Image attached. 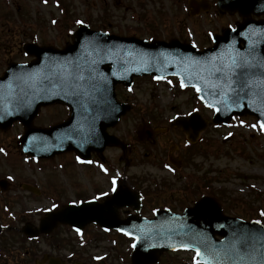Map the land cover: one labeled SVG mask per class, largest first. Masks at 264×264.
Returning <instances> with one entry per match:
<instances>
[{"label": "water", "instance_id": "water-1", "mask_svg": "<svg viewBox=\"0 0 264 264\" xmlns=\"http://www.w3.org/2000/svg\"><path fill=\"white\" fill-rule=\"evenodd\" d=\"M255 1L260 0H219V6L231 13L235 9L244 12L247 6L254 7L251 3ZM258 29L262 30L254 25H243L237 31L227 30L223 36L215 38V47L203 52L177 41L149 44L92 32L87 27H81L73 44L63 51L27 45L26 53L37 60L29 65H12L0 79V128L7 129L15 121L22 122L26 134L20 141L21 147L27 155L37 158L74 148L79 150L70 141L52 138L65 126L51 131L32 128L39 108L53 102L29 94L28 81L37 70H92V79L86 76L81 83L83 100H96L99 89L107 87L108 103L115 109V116H118L114 94L117 84L131 86L134 77L174 75L185 87L200 89L204 103L216 110V123H228L236 115H253L264 123V40L259 48L257 40L250 37L248 47L239 48L247 33L252 36ZM240 66L254 70H239ZM95 103L83 101L82 113L96 120L109 119L103 113L111 107L96 108ZM106 122L100 121L94 129L97 143H92L93 147L100 143L104 124L110 125ZM191 125L194 135L203 129L196 127L194 119ZM188 128L185 126L184 130L188 132ZM47 136L50 139L46 152L54 149L53 154L45 153ZM113 206L114 199L103 205L91 202L70 207L56 216H48L41 230L50 232L57 223L70 224L80 231L90 223L107 225L100 227L127 233L135 239L132 264H157L161 254L179 249L199 251L200 261L205 264H264V227L224 216L220 205L212 199L201 200L183 215L161 212L153 220L131 217L120 221Z\"/></svg>", "mask_w": 264, "mask_h": 264}, {"label": "rangeland", "instance_id": "rangeland-1", "mask_svg": "<svg viewBox=\"0 0 264 264\" xmlns=\"http://www.w3.org/2000/svg\"><path fill=\"white\" fill-rule=\"evenodd\" d=\"M175 4L174 0H0V75L10 63L29 61L22 52V46L26 43L35 41L40 45L62 46V36L64 37L65 33L62 34L61 26L71 24L74 19L85 24L90 22L94 29L101 27L119 36L135 33L138 37L146 39L153 34L161 38L167 35L175 37L182 31L180 19L182 14ZM62 9H65L66 13H63ZM184 17L189 19L186 14ZM220 19L221 17L217 19L215 13L211 12L202 14L196 20L187 21L190 39L203 47L209 40L207 37L209 34L220 32L221 25H224ZM123 94L129 100L132 98L138 100L135 103L138 110L148 108L164 111L163 114L167 116L173 115L174 108L184 112L182 117L187 118L185 113L192 111L196 106L195 100L193 102L194 94L190 91L181 92L166 83L157 85L148 79L138 81L133 91L128 93L123 91ZM204 114L210 117L211 121V112L204 110ZM53 115L44 111L38 124L47 126L54 123L53 126L61 123H55L58 120ZM131 118L132 116L130 117L132 122ZM118 130L120 135L125 134L126 131L123 130L129 132L126 122L118 127ZM261 130L253 118L239 119L225 126L210 123L202 135L204 139L211 141L207 148L208 154L204 155L203 149V155H194L192 161L187 164L188 170L184 172L186 175L190 173L193 177L192 186L199 178H206L209 193L214 197L217 195L223 201L227 214L231 216L250 219L258 218L261 210L264 212V132ZM22 132L17 126L0 135V147L5 148V154H0V178L9 180L14 185L13 192H17L15 195L0 196V213H4L2 207L8 204L9 217L13 220L10 226L17 224L23 226L28 221L24 218H29V221L35 223L39 218L37 212L55 200L63 203L74 202L80 193L90 198L96 192L108 189V176H103L97 169L76 166L75 162L72 163L71 155L59 157L63 161L62 163L56 161L57 164L24 162L22 157L16 156L14 146ZM175 135L183 144L188 141L187 135L179 136L177 133ZM159 144H162V140ZM173 145L172 152L177 150L175 142ZM137 149L141 150L142 146L139 145ZM7 150L10 153H7ZM162 151L166 155L170 153L169 147ZM117 154L115 150L109 151L106 158L114 160L118 172H122L123 164L116 163ZM160 155H157V160L165 158V155ZM173 156L177 160L181 156V151ZM150 157L143 161L140 154L132 158L130 156L136 165L131 167L130 176L150 175L157 180L166 178L167 183L172 185L169 189L170 194L173 192L177 198L181 196L182 193H178L182 187L181 179H175L169 172L161 171L163 165L153 162ZM197 166L203 169H195ZM115 172L109 171L108 174L115 176ZM185 183L183 180L182 184ZM21 186L37 188L40 196L24 192ZM53 187L56 191H53ZM46 193L53 197L44 198L47 196ZM69 232L71 233L65 234L67 256L74 250L79 257L77 261L81 263H85L83 260H86L88 264H100L96 262L130 264L128 255L133 241L120 238L114 233L103 235L94 227L89 228L81 238L72 231ZM16 235L11 232L10 237ZM193 257L187 252L170 254L163 257L161 264H195Z\"/></svg>", "mask_w": 264, "mask_h": 264}, {"label": "flooded vegetation", "instance_id": "flooded-vegetation-1", "mask_svg": "<svg viewBox=\"0 0 264 264\" xmlns=\"http://www.w3.org/2000/svg\"><path fill=\"white\" fill-rule=\"evenodd\" d=\"M174 2L176 3L175 5L177 10L182 14L180 17L182 22V26L180 25L182 31H179L175 38L179 39L183 43L191 42L190 39H188L186 30L184 29L185 26L187 27V21L190 22L200 18L202 13L206 15L214 12L217 19L221 17V23L224 25L228 23L226 26L221 25V29L223 26L236 28L245 21L264 24V12H253L249 14L246 12L244 13L246 15L240 14V12L232 15L228 13L222 14L216 7V0H174ZM183 13L186 14L189 19H186ZM172 39H174V37L167 35L160 40L170 41ZM211 46L212 41L209 39L203 48ZM126 100L128 101L127 98ZM140 114L141 113H138L137 117H140ZM164 117H166V115L157 111L144 112V116H141L139 120L134 121V123L133 121L131 122L130 117H123L121 124L126 122L128 128L133 129L134 135L132 136L127 132H125L124 135H120L121 133L119 134L118 127L109 130L110 134L116 135L121 141V146L115 149L118 152L116 161L126 167H131L133 165L134 160L131 161L130 156L134 157L137 155L136 146L135 144H132L133 142L141 143L143 146H153L151 150L143 148L140 152L143 156H140V158L146 157V159H148L150 155L153 157V150L160 152V156L165 155L162 149L157 146V142L160 138H163L162 142L165 143L163 150L166 149L167 145L172 140L170 135L171 128L168 127L163 136L155 133V131L160 129L159 127L162 126V123H165ZM146 118L149 120H146ZM110 149L112 150V148ZM93 160H99L97 155H93ZM185 160L186 158L184 157H180L179 160L172 159L171 154L168 155L169 163L171 165H175L179 169L182 176L185 175V170H188V163ZM127 171L128 170L124 171L125 174L121 175V178L117 176L120 178L118 179V193H120V195L114 204L115 206L125 204V207L118 210L122 219H126L127 217L134 215L136 210L139 211L141 216L146 218H151L155 212L160 210L181 212L185 205L191 206L194 203L191 193L189 196L187 194H182L178 198L173 192L170 194L169 189L172 185L166 184V181H159V185L156 178L153 176L145 175L131 177L130 174H127ZM108 186V189L96 192L95 194L99 195L93 196V198H95V200L99 203L105 202L112 196L109 194L112 192L111 185L109 184ZM201 186H203V183ZM126 189L131 190L134 195L132 197H127L125 195ZM11 190L12 187L10 186L9 194L15 195L16 192ZM191 191L193 192V188L190 189V192ZM196 191L199 190L196 189ZM139 196L141 197V201L139 200ZM67 205L68 204L65 203H57L55 205L56 207H53L48 211H59ZM27 227L29 226H3V233L0 237V264H81L77 261L79 260V257L76 256L77 253L74 250L69 256L66 254V227H58L51 235H43L36 233L39 226H32L33 228L30 229L34 231L30 233L31 236H34L32 238L26 237L23 233ZM11 232L16 233L17 235L15 237H10ZM83 261L85 264H88L86 263V260Z\"/></svg>", "mask_w": 264, "mask_h": 264}, {"label": "snow or ice", "instance_id": "snow-or-ice-1", "mask_svg": "<svg viewBox=\"0 0 264 264\" xmlns=\"http://www.w3.org/2000/svg\"><path fill=\"white\" fill-rule=\"evenodd\" d=\"M77 23H82V21H77ZM181 86L183 87L184 85L183 84H181ZM197 91L199 92L200 91V89L199 88H197ZM260 127H261V129H264V123H261V125H260ZM0 151H2V150H0ZM112 184H113V187H112V191L113 192H116L117 191V188H116V181L115 180H113L112 181ZM53 207H56L55 205H53ZM261 215L262 216H264V213H261ZM257 223H260L259 221H257ZM127 234V233H126ZM199 251H197V255L199 256ZM197 264H200V262L199 261H197Z\"/></svg>", "mask_w": 264, "mask_h": 264}]
</instances>
